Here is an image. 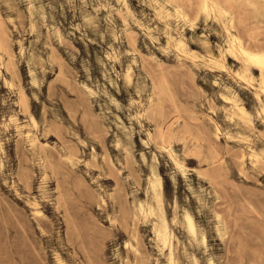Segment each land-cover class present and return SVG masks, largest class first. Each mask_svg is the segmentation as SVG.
<instances>
[{"label":"rangeland","instance_id":"1","mask_svg":"<svg viewBox=\"0 0 264 264\" xmlns=\"http://www.w3.org/2000/svg\"><path fill=\"white\" fill-rule=\"evenodd\" d=\"M213 1L0 0V264H264L262 75L227 30L264 50V0Z\"/></svg>","mask_w":264,"mask_h":264},{"label":"bare ground","instance_id":"2","mask_svg":"<svg viewBox=\"0 0 264 264\" xmlns=\"http://www.w3.org/2000/svg\"><path fill=\"white\" fill-rule=\"evenodd\" d=\"M176 2V12L177 14L182 17L184 20H187L189 18L188 13L185 11V9L181 6L180 1L182 0H173ZM179 2V3H178ZM199 7L200 9L209 14L215 11H219L221 13H228V10L219 5L217 2H214L213 0H199ZM231 28H233V24L231 23L230 27H227V30L230 35V48L229 51L237 50L247 61L253 63L260 71L262 75V86L264 89V50H257L254 48H251L245 44V42L242 40V38L237 34L234 33ZM168 36L175 41L176 48L181 51L187 52L189 50V46L183 35L174 36L170 31H168ZM0 48L7 50L5 48L3 41L0 40ZM23 52V49H22ZM212 61H215V59L211 58ZM2 55L0 54V73H2ZM126 78L128 81L132 79V68L128 67L126 70ZM224 98L227 101H230L233 104V107L240 111H245V108L242 104H240L236 99H233L232 97L228 95H224ZM210 120L214 122L213 117H210ZM17 121V119H15ZM184 122V121H183ZM250 124H253V121L249 120ZM216 129L220 131V127L217 123ZM31 125H34L37 127V121L35 118L31 115ZM16 127L19 130V133L22 134L28 141L31 142L33 145L38 140L37 132H34L31 129L23 130L21 129L20 125L16 123ZM162 140L165 141L166 138L164 135H162ZM188 138V137H187ZM167 144V143H166ZM171 153V150H170ZM94 156V153H93ZM257 157V156H256ZM173 161L175 164L182 170V172L186 175L187 171L185 168V165L182 164L180 161L175 158V156L172 154ZM152 197L153 202H148L146 204H141V210L145 215H152L157 216L161 219V223L156 226V235L158 239L163 243L165 247H168L170 252H173L172 243L174 234L171 231V228L168 223L167 216L164 211V194H163V179L160 175H155L154 179L152 180ZM102 200L105 202L104 198ZM186 225L188 231L193 235L197 236L198 231L195 224V221L191 215H186ZM202 240L204 243H206V235H202ZM209 264H215L214 260L211 259L209 261Z\"/></svg>","mask_w":264,"mask_h":264}]
</instances>
